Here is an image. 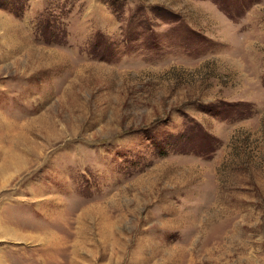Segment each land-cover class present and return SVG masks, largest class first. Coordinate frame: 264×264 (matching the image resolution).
I'll return each mask as SVG.
<instances>
[{
    "label": "rangeland",
    "instance_id": "obj_1",
    "mask_svg": "<svg viewBox=\"0 0 264 264\" xmlns=\"http://www.w3.org/2000/svg\"><path fill=\"white\" fill-rule=\"evenodd\" d=\"M0 264H264V0H0Z\"/></svg>",
    "mask_w": 264,
    "mask_h": 264
}]
</instances>
